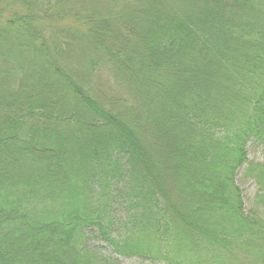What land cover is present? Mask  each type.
Masks as SVG:
<instances>
[{"label": "trees", "instance_id": "1", "mask_svg": "<svg viewBox=\"0 0 264 264\" xmlns=\"http://www.w3.org/2000/svg\"><path fill=\"white\" fill-rule=\"evenodd\" d=\"M252 140L264 0H0V264H264Z\"/></svg>", "mask_w": 264, "mask_h": 264}, {"label": "rangeland", "instance_id": "2", "mask_svg": "<svg viewBox=\"0 0 264 264\" xmlns=\"http://www.w3.org/2000/svg\"><path fill=\"white\" fill-rule=\"evenodd\" d=\"M79 71L76 75L77 78L80 77ZM95 85L98 86L99 93L102 91L108 92L111 91L115 93L116 91L120 92V83H114L111 77L106 72L99 71L98 74L95 76L94 79ZM118 84V85H117ZM92 84L93 87H96ZM87 90H91L89 85H86ZM109 93V92H108ZM107 94V93H106ZM115 97V96H112ZM61 107V105H60ZM247 159L248 163L245 164L242 168H240L235 176V184L238 189L242 193V199L244 203V211L247 215H254L255 217L263 220L264 222V187L261 186L256 177L253 175L247 174L246 170L250 165H257L264 168V145L256 142L254 140L250 141L247 146ZM257 175L259 174L256 173ZM166 185V190L170 191V194L175 196L174 184L176 183L174 179H166L163 181ZM172 188V189H171ZM171 189V190H170ZM124 210L120 207L115 209V217L118 219L119 217L123 220L124 217ZM88 246L92 249L99 251L105 257L114 259L118 264H165V263H156L151 262L146 259L137 258V257H120L112 253L111 249L105 244L102 240L99 239L98 233H90L88 232ZM115 236H117L115 234ZM237 252V251H236ZM239 258L244 262L243 264H261L260 261H257V257L253 259L249 255H240L241 253L238 252ZM238 264V263H236Z\"/></svg>", "mask_w": 264, "mask_h": 264}]
</instances>
